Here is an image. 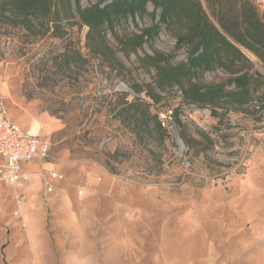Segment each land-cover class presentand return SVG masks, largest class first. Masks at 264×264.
I'll return each instance as SVG.
<instances>
[{
	"label": "rangeland",
	"instance_id": "374dc122",
	"mask_svg": "<svg viewBox=\"0 0 264 264\" xmlns=\"http://www.w3.org/2000/svg\"><path fill=\"white\" fill-rule=\"evenodd\" d=\"M249 1L264 15V0ZM95 2L80 0L83 7ZM200 2L218 28L238 7V0ZM153 10L147 3L142 15L116 23V32L152 26L160 15ZM58 11L64 18L60 2ZM72 12L75 18L30 29L0 15L7 116L51 142L49 159L26 166L27 180L0 182L2 264H264L263 64L240 48L251 67L226 62L194 81L229 89L230 70L250 67L261 77L249 98L188 105L179 86L159 90L155 71L139 60L161 52L172 63L186 61L187 47L176 45L185 22L159 25L128 55L108 32L122 64L109 66L88 55L87 27L74 5Z\"/></svg>",
	"mask_w": 264,
	"mask_h": 264
},
{
	"label": "trees",
	"instance_id": "16d2710c",
	"mask_svg": "<svg viewBox=\"0 0 264 264\" xmlns=\"http://www.w3.org/2000/svg\"><path fill=\"white\" fill-rule=\"evenodd\" d=\"M105 1L96 0L83 7L80 0H0V15L9 19L6 24L30 29L35 22L57 25L60 21L75 18L72 12L74 5L78 24L87 27L85 47L88 55L92 59L109 62V66L113 63L122 64L107 39L108 32L121 51L128 55L130 52L136 53L144 42L152 38L159 25L171 26L176 20L183 21L186 30L178 36L176 45L187 47L186 61L172 63L171 56L161 52L139 57L146 68L155 71V83L159 90L177 85L188 105L214 107L225 97L234 103H243L256 88L257 77H261V74L256 70L251 71L253 63L240 48L249 51L264 66V15L249 0H238L236 10L219 18V28L209 19L200 0H111L104 3ZM59 2L66 11L64 18L59 17ZM147 3L153 5L152 16L157 9L160 10L159 20L139 33L119 35L115 30L116 23L122 18L130 16L134 19L137 14L142 15L146 12ZM226 62L231 67L239 62L250 65L244 70L241 67L230 70L234 74L227 81L228 85H233L231 88L226 89L224 83L202 85L194 81L198 73L211 71ZM130 87L138 94L143 91L139 85ZM138 103L137 100L124 102L122 106L126 110ZM171 114L180 123L178 109L171 110ZM142 115L150 116L147 110ZM157 128L162 129L159 121ZM181 138L185 140L184 136Z\"/></svg>",
	"mask_w": 264,
	"mask_h": 264
},
{
	"label": "built area",
	"instance_id": "2783aa9c",
	"mask_svg": "<svg viewBox=\"0 0 264 264\" xmlns=\"http://www.w3.org/2000/svg\"><path fill=\"white\" fill-rule=\"evenodd\" d=\"M50 157V140L13 123L7 116L0 92V181L8 185L20 184L28 179L25 172L27 165L45 161Z\"/></svg>",
	"mask_w": 264,
	"mask_h": 264
},
{
	"label": "crops",
	"instance_id": "0c3cea01",
	"mask_svg": "<svg viewBox=\"0 0 264 264\" xmlns=\"http://www.w3.org/2000/svg\"><path fill=\"white\" fill-rule=\"evenodd\" d=\"M32 125V124H31ZM30 125V128H27V129H29L30 131H32L33 133H37V134H39V132H36V131H34L33 129H31L32 128V126ZM37 124H35V126H36ZM48 125V129L51 127V125H49V124H47ZM55 125V124H54ZM1 183H4L3 181H0ZM3 241L4 240H2V245H3ZM0 264H2V260L0 259Z\"/></svg>",
	"mask_w": 264,
	"mask_h": 264
},
{
	"label": "bare ground",
	"instance_id": "6f19581e",
	"mask_svg": "<svg viewBox=\"0 0 264 264\" xmlns=\"http://www.w3.org/2000/svg\"><path fill=\"white\" fill-rule=\"evenodd\" d=\"M34 130V129H33Z\"/></svg>",
	"mask_w": 264,
	"mask_h": 264
}]
</instances>
